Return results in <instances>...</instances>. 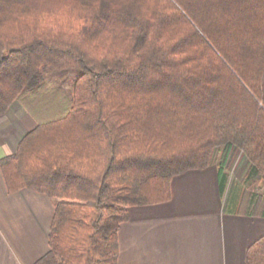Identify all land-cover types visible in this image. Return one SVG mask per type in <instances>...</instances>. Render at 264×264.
Segmentation results:
<instances>
[{"label": "trees", "instance_id": "trees-1", "mask_svg": "<svg viewBox=\"0 0 264 264\" xmlns=\"http://www.w3.org/2000/svg\"><path fill=\"white\" fill-rule=\"evenodd\" d=\"M44 66H78L72 94ZM38 118L0 159L9 192L54 198L32 264H118L128 208L170 199L173 176L249 165L238 210L264 216V0H0V114ZM264 264V234L246 250Z\"/></svg>", "mask_w": 264, "mask_h": 264}, {"label": "crops", "instance_id": "crops-1", "mask_svg": "<svg viewBox=\"0 0 264 264\" xmlns=\"http://www.w3.org/2000/svg\"><path fill=\"white\" fill-rule=\"evenodd\" d=\"M27 107L16 99L0 114V159L36 126ZM242 178L228 173L221 188L216 162L173 176L169 200L128 208L118 264H247L264 216L238 210ZM54 201L32 188L9 192L0 169V264H32L48 250Z\"/></svg>", "mask_w": 264, "mask_h": 264}, {"label": "rangeland", "instance_id": "rangeland-1", "mask_svg": "<svg viewBox=\"0 0 264 264\" xmlns=\"http://www.w3.org/2000/svg\"><path fill=\"white\" fill-rule=\"evenodd\" d=\"M78 66L56 69L51 66H44L41 72V81L49 84L50 87L57 86L62 96L69 97L72 94L74 79L80 74ZM249 162L241 150H235L227 163V171L240 179L248 168ZM52 199H54L52 197Z\"/></svg>", "mask_w": 264, "mask_h": 264}]
</instances>
